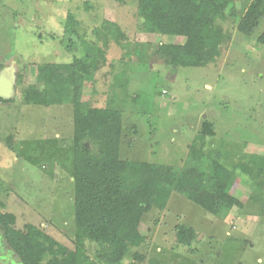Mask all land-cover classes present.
I'll list each match as a JSON object with an SVG mask.
<instances>
[{
  "label": "rangeland",
  "instance_id": "374dc122",
  "mask_svg": "<svg viewBox=\"0 0 264 264\" xmlns=\"http://www.w3.org/2000/svg\"><path fill=\"white\" fill-rule=\"evenodd\" d=\"M236 3L240 12L245 2ZM136 10L137 0H0V76L13 83L8 101H0V264L20 263L6 235L22 248L29 223L73 247L72 106L33 105L22 99L24 89L36 83L39 64L71 62L83 54L79 45L73 51L65 47L73 33L69 13L89 39L97 40L96 27L114 29L116 24L125 33L123 47L110 40L108 65L83 97L93 106L123 112L121 156L181 169L167 207L152 208L142 217L140 230L147 242L132 248L120 264H147L153 257L163 264H264V176L256 187L237 178L232 191L243 208L216 217L193 201L202 178L185 166L189 144L205 119L216 130L210 142L223 138L228 149L241 152L243 143V152L264 155V45L256 40L264 17L252 37L240 32L237 22H224L232 40L222 47L216 64L175 67L151 63L159 39L140 33ZM80 37H75L77 43ZM182 40L165 36L162 41ZM143 43L140 60L134 49ZM123 69L129 78L114 93L112 76ZM179 224L198 231L190 246L177 242ZM86 247L94 258L95 244L86 241ZM136 252L145 260H136Z\"/></svg>",
  "mask_w": 264,
  "mask_h": 264
},
{
  "label": "trees",
  "instance_id": "16d2710c",
  "mask_svg": "<svg viewBox=\"0 0 264 264\" xmlns=\"http://www.w3.org/2000/svg\"><path fill=\"white\" fill-rule=\"evenodd\" d=\"M122 4L126 0H108ZM240 12L236 0H137L140 33L159 39L152 62L160 61L175 67H206L216 64L222 47L231 40L224 22H237V28L252 37L264 17V0H243ZM73 33L65 47L73 51L77 45L83 54L71 62L41 63L37 66L36 83L22 94L27 104L61 105L73 109L72 143L74 153L75 233L73 247L58 241L32 223L27 224L22 248L9 235L19 264H120L132 248L147 242L140 230L142 217L152 208L165 209L177 189L181 169L175 165L127 160L121 156L124 131L123 112L112 107H97L84 100L86 88L95 85L98 72L108 64L110 40L123 47L125 33L96 27L97 40L78 30L76 17L68 15ZM119 31V32H118ZM80 37L79 43L75 37ZM165 36L183 37L182 41H162ZM100 39L103 43L100 44ZM264 45V30L256 36ZM147 43L137 44L134 53L142 60ZM142 46V47H141ZM142 57V58H141ZM110 67H114L110 64ZM127 69V65L124 66ZM113 69V68H112ZM126 70L112 76L114 93L122 85ZM105 74V73H104ZM105 76V75H104ZM39 84H42L41 88ZM0 101H8L0 97ZM216 136L214 123L205 119L202 129L188 147L185 166L202 178L192 199L206 212L225 217L232 208H243V201L232 191L237 178L256 187L264 176V155L228 149L223 138ZM11 136L8 137L11 140ZM244 146V147H243ZM4 215H0L2 226ZM198 231L189 225L176 226L177 242L190 246ZM86 241L95 244V257L87 253ZM134 258L144 261L136 252ZM147 264H163L149 258Z\"/></svg>",
  "mask_w": 264,
  "mask_h": 264
},
{
  "label": "water",
  "instance_id": "95a60500",
  "mask_svg": "<svg viewBox=\"0 0 264 264\" xmlns=\"http://www.w3.org/2000/svg\"><path fill=\"white\" fill-rule=\"evenodd\" d=\"M3 77L4 76H0V81H1V79ZM6 80H7V83L9 84L8 89L7 90H3L0 87V97L5 98V99L9 98L11 96V94H12V91H13V83H12V81L10 79H7V78H6Z\"/></svg>",
  "mask_w": 264,
  "mask_h": 264
},
{
  "label": "bare ground",
  "instance_id": "6f19581e",
  "mask_svg": "<svg viewBox=\"0 0 264 264\" xmlns=\"http://www.w3.org/2000/svg\"><path fill=\"white\" fill-rule=\"evenodd\" d=\"M0 87H1V89H3V90H7L8 89V86H9V84L7 83V80H6V78L5 77H3L2 79H1V81H0Z\"/></svg>",
  "mask_w": 264,
  "mask_h": 264
}]
</instances>
